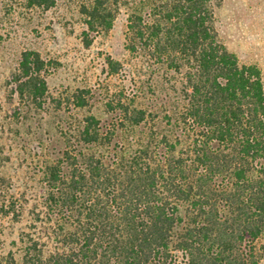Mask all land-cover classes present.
Listing matches in <instances>:
<instances>
[{
	"label": "trees",
	"instance_id": "obj_1",
	"mask_svg": "<svg viewBox=\"0 0 264 264\" xmlns=\"http://www.w3.org/2000/svg\"><path fill=\"white\" fill-rule=\"evenodd\" d=\"M222 1L81 6L86 46L89 32L110 30L124 12L127 49L153 81L139 78L135 97L108 102L105 121L76 115L63 148L45 153L41 199L19 210L28 227L12 264H264L263 74L220 40ZM48 65L24 51L15 93L64 112L48 92ZM107 65L120 71L118 61ZM72 97L86 110L81 92Z\"/></svg>",
	"mask_w": 264,
	"mask_h": 264
},
{
	"label": "rangeland",
	"instance_id": "obj_2",
	"mask_svg": "<svg viewBox=\"0 0 264 264\" xmlns=\"http://www.w3.org/2000/svg\"><path fill=\"white\" fill-rule=\"evenodd\" d=\"M88 2L56 0L44 10L27 8L20 0H0V264L19 258L28 227L26 212L19 210L28 211L41 199L45 153L63 148L61 133L70 129L74 117L94 112L105 121L108 102L135 97L139 78L153 81L127 49L123 11L116 13L110 30L89 32L90 45H85L81 6ZM216 27L225 47L241 64L257 66L264 81V0H223ZM27 50L39 52L49 63L48 92L62 100L64 112L36 109L15 93L12 76ZM109 59L121 65L117 74L110 72ZM136 69L143 73L134 75ZM80 92L88 104L84 111L72 97Z\"/></svg>",
	"mask_w": 264,
	"mask_h": 264
}]
</instances>
